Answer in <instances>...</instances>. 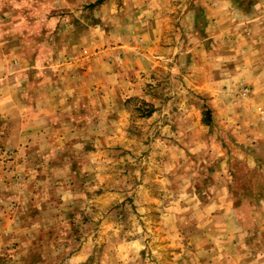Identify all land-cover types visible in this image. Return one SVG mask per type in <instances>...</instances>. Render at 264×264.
Segmentation results:
<instances>
[{
    "label": "rangeland",
    "instance_id": "rangeland-1",
    "mask_svg": "<svg viewBox=\"0 0 264 264\" xmlns=\"http://www.w3.org/2000/svg\"><path fill=\"white\" fill-rule=\"evenodd\" d=\"M224 1L0 0V264H264V0Z\"/></svg>",
    "mask_w": 264,
    "mask_h": 264
},
{
    "label": "crops",
    "instance_id": "crops-1",
    "mask_svg": "<svg viewBox=\"0 0 264 264\" xmlns=\"http://www.w3.org/2000/svg\"><path fill=\"white\" fill-rule=\"evenodd\" d=\"M223 0H221V2H222ZM220 2V3H221ZM226 0L224 1V3L221 5V8H222V10L224 9L225 10V8H226ZM226 15V13H224V16ZM224 16H222V14L221 15H219V17H220V24H222V19H224L225 17Z\"/></svg>",
    "mask_w": 264,
    "mask_h": 264
}]
</instances>
